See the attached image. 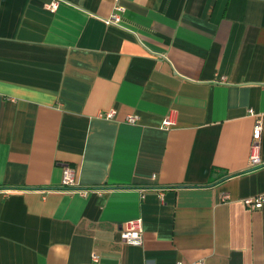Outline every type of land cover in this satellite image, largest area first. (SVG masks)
<instances>
[{
    "label": "crops",
    "instance_id": "obj_1",
    "mask_svg": "<svg viewBox=\"0 0 264 264\" xmlns=\"http://www.w3.org/2000/svg\"><path fill=\"white\" fill-rule=\"evenodd\" d=\"M51 1L0 0V264H264V0Z\"/></svg>",
    "mask_w": 264,
    "mask_h": 264
},
{
    "label": "built area",
    "instance_id": "obj_2",
    "mask_svg": "<svg viewBox=\"0 0 264 264\" xmlns=\"http://www.w3.org/2000/svg\"><path fill=\"white\" fill-rule=\"evenodd\" d=\"M117 1V0H114ZM58 5V0H52L48 5L47 9L50 12H53L56 10ZM116 11H120L121 8L116 6L115 7ZM110 21L108 23H117L119 21V17L117 15H113ZM114 111H109L107 113H100L99 116L104 119H111L114 116ZM251 114L252 111H250ZM126 122L128 124H135L136 123V117L134 116H128L126 118ZM173 120L172 117L169 115L166 118L163 119L161 127L164 129H168L173 125ZM261 134V124L260 121H258L255 125L254 131H253V144H252V152L250 155V163L252 165H258L260 163V159L258 157L257 151H258V142ZM61 188L65 190H72L75 189L77 184H76V173L73 168L70 167H64L62 169V177H61ZM79 193L84 194V191H79ZM244 205L249 207L250 209H257L261 208L264 206V194L258 195L255 198H249L243 201ZM120 240L130 246H141L142 241H143V230H142V220L141 219H136V220H130L124 223V226L122 230L120 231ZM91 260L93 263L98 262V257L96 254L91 255ZM192 264H203L201 261L197 263H192Z\"/></svg>",
    "mask_w": 264,
    "mask_h": 264
}]
</instances>
